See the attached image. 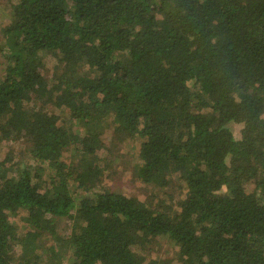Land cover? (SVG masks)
Segmentation results:
<instances>
[{"label": "trees", "instance_id": "trees-1", "mask_svg": "<svg viewBox=\"0 0 264 264\" xmlns=\"http://www.w3.org/2000/svg\"><path fill=\"white\" fill-rule=\"evenodd\" d=\"M8 1L0 144L35 162L0 154V264H264V0ZM107 130L156 200L110 187Z\"/></svg>", "mask_w": 264, "mask_h": 264}, {"label": "rangeland", "instance_id": "rangeland-1", "mask_svg": "<svg viewBox=\"0 0 264 264\" xmlns=\"http://www.w3.org/2000/svg\"><path fill=\"white\" fill-rule=\"evenodd\" d=\"M10 7L8 0H0V42H1V29L7 23H9L10 18ZM0 44V48H1ZM4 58L0 50V75L2 74V63ZM54 59L49 58L46 65V70H49V73L53 71ZM235 137L239 138L240 125H232ZM104 142L107 147L111 148V163H112V174L109 178V185L115 190H121L126 194L137 195L141 199H154V193L152 194V189L150 186L144 184L140 181L139 177L136 174L137 166L139 164V147L140 140L125 139L121 141L114 137L111 130H107L104 135ZM7 153L14 163V167L17 165H25L29 163H34V159L31 156L28 148V143L24 138L16 141H5L0 144V154ZM109 173V171H108ZM152 195V196H151ZM22 225V223H21ZM71 226L70 221H60L61 233L66 234L68 228ZM46 241V239H45ZM54 240H48L47 243L51 244ZM45 243V242H44ZM147 252H142L148 256V262L154 259L155 261H165L175 258L176 259V249L174 245L167 239H160L153 247L146 249ZM40 251H43L40 248ZM21 252V248L17 249V254ZM175 263L178 264L177 259ZM49 264H59V262H52ZM151 264V263H150Z\"/></svg>", "mask_w": 264, "mask_h": 264}]
</instances>
